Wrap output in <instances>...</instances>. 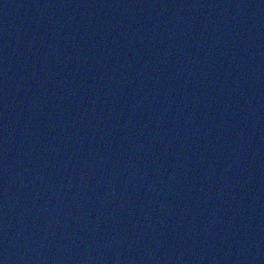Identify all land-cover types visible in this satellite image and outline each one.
I'll list each match as a JSON object with an SVG mask.
<instances>
[{
    "label": "water",
    "instance_id": "95a60500",
    "mask_svg": "<svg viewBox=\"0 0 264 264\" xmlns=\"http://www.w3.org/2000/svg\"><path fill=\"white\" fill-rule=\"evenodd\" d=\"M0 264H264V0H0Z\"/></svg>",
    "mask_w": 264,
    "mask_h": 264
}]
</instances>
